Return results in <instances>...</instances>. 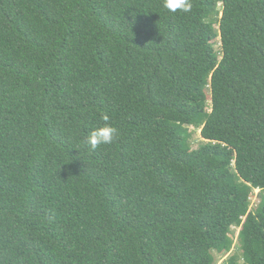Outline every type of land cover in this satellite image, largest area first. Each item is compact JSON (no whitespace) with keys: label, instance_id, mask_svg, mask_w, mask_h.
Instances as JSON below:
<instances>
[{"label":"trees","instance_id":"16d2710c","mask_svg":"<svg viewBox=\"0 0 264 264\" xmlns=\"http://www.w3.org/2000/svg\"><path fill=\"white\" fill-rule=\"evenodd\" d=\"M190 3L0 0V264H264V0Z\"/></svg>","mask_w":264,"mask_h":264},{"label":"clouds","instance_id":"9594fccd","mask_svg":"<svg viewBox=\"0 0 264 264\" xmlns=\"http://www.w3.org/2000/svg\"><path fill=\"white\" fill-rule=\"evenodd\" d=\"M163 7L172 13H176L178 10L187 13L191 11L192 4L190 0H163ZM102 119L105 121L104 125L92 130L87 139V143L93 149L101 145L111 144L118 134V130L108 123L109 117L107 115H104Z\"/></svg>","mask_w":264,"mask_h":264},{"label":"rangeland","instance_id":"374dc122","mask_svg":"<svg viewBox=\"0 0 264 264\" xmlns=\"http://www.w3.org/2000/svg\"><path fill=\"white\" fill-rule=\"evenodd\" d=\"M222 6V5H221ZM221 9V8H219ZM222 10L219 12V15L218 17L216 18H213L211 20L216 22L217 20H219L221 17H222ZM216 29H219L218 25L216 24ZM215 48L218 52H220L221 50V44H220V38L216 41V44H215ZM190 132H191V139H190V144H191V147L193 150H197L199 149L206 141L203 140L202 138V130L201 129H195V128H190ZM262 192L259 191V190H255L253 192V195L251 197V210H255L260 201H261V194ZM230 238L233 240V247H232V251L226 255L225 257L221 258L219 261H218V264H225L228 259L230 258L231 255H236V254H240V250H239V237H240V232H241V229L238 228V227H233L231 230H230Z\"/></svg>","mask_w":264,"mask_h":264}]
</instances>
